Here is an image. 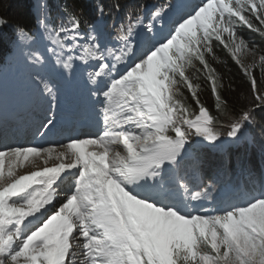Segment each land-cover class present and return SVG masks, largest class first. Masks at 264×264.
<instances>
[{
  "label": "snow or ice",
  "instance_id": "obj_1",
  "mask_svg": "<svg viewBox=\"0 0 264 264\" xmlns=\"http://www.w3.org/2000/svg\"><path fill=\"white\" fill-rule=\"evenodd\" d=\"M61 11L50 26L41 5L37 31L52 47L24 57L33 134L64 139L10 144L0 121V264H264V183L218 188L198 174L193 155L197 144L239 140L257 123L255 110L264 111L257 65L242 60L258 55L264 78L262 50L242 35L264 38V0H196L183 11L172 0L141 4L111 31L90 24L84 32L87 20ZM6 23L0 16V27ZM16 33L36 42L23 27ZM217 48L231 54L253 93L251 106L233 115L211 63ZM80 73L85 110L69 107L62 91ZM200 73L229 116L226 133L198 96ZM89 126L95 130H83Z\"/></svg>",
  "mask_w": 264,
  "mask_h": 264
},
{
  "label": "trees",
  "instance_id": "obj_2",
  "mask_svg": "<svg viewBox=\"0 0 264 264\" xmlns=\"http://www.w3.org/2000/svg\"><path fill=\"white\" fill-rule=\"evenodd\" d=\"M163 0H47L53 21H61L64 13L63 8H68L76 12L82 20H87L88 24L97 19L100 14L99 7L105 9V16H117L121 21L129 9H136L141 4L148 7L159 6ZM36 0H0V16L7 20V23L0 28V66L4 63L7 54L11 51L16 29L23 27L28 32H32L37 27V15L34 11ZM119 4V10L113 6ZM111 11V15L108 12ZM88 24H82L87 26ZM242 35L250 45H254L264 54V38L259 34L245 29ZM218 61H211L212 66L220 76V83L224 85L221 90L223 97L228 102L229 115H233L240 109L251 106L249 100L253 93L250 82L246 74L239 65L223 48H217ZM253 74L257 78V94H264V78L261 77V70L257 65ZM201 79V89L198 96L201 102L209 108L210 112L218 118L216 127L225 133L229 130V116L220 113L215 107V98L211 92L210 84L203 79V74H199ZM230 85V87H229ZM188 96L189 102L198 111L190 93L182 89ZM257 123L251 125L245 135L239 140L231 139L230 143L223 146H201L195 147L193 155L198 161V174L205 180L217 179V185L232 184L235 186H245L246 190L253 187L258 188L264 183V111L256 109Z\"/></svg>",
  "mask_w": 264,
  "mask_h": 264
},
{
  "label": "bare ground",
  "instance_id": "obj_3",
  "mask_svg": "<svg viewBox=\"0 0 264 264\" xmlns=\"http://www.w3.org/2000/svg\"><path fill=\"white\" fill-rule=\"evenodd\" d=\"M186 1H191L190 3L196 2V0ZM190 3L185 4L184 0L178 4L183 6V10H186L185 6H189ZM34 37L36 40L34 43H25L18 37L14 50L8 56L3 71L0 70V121L6 125L8 132L11 131L18 139H24L22 144L29 143L27 132L31 131V127L27 118V110L32 103L28 83L29 69L25 65L24 53L26 51L43 53L46 44L48 47H52L44 32L37 31ZM62 83L66 84V88H62L63 93L68 90H79L81 86H86V74L80 73L76 77H69ZM7 142L20 144L19 140L15 142L8 139ZM51 146H55V144ZM51 163L52 161H49V164ZM28 167L30 165L24 169H18V171H26Z\"/></svg>",
  "mask_w": 264,
  "mask_h": 264
},
{
  "label": "rangeland",
  "instance_id": "obj_4",
  "mask_svg": "<svg viewBox=\"0 0 264 264\" xmlns=\"http://www.w3.org/2000/svg\"><path fill=\"white\" fill-rule=\"evenodd\" d=\"M181 1H184V0H178V3L179 2H181ZM191 2V1H190ZM190 2H188V1H186L185 0V4H189ZM42 3H43V5H46L45 4V2L42 0H37V5H36V7L35 8H39V7H41V5H42ZM173 3L174 4H177L176 2H175V0H173ZM184 4V5H185ZM47 6V5H46ZM47 9H48V7H47ZM49 11V10H48ZM51 15V14H50ZM50 15H49V20H48V23H49V25L50 26H53L54 24L51 22V17H50ZM99 26V25H98ZM99 27H101V26H99ZM101 28H103V27H101ZM104 29H106V30H108V31H111L112 30V27L110 26V28H107V27H105ZM36 31L37 30H35L34 32H33V34H35L36 33ZM83 31V30H82ZM46 34V33H45ZM46 36H47V34H46ZM17 39H18V36L15 38V40L17 41ZM246 41H247V39H245ZM16 41H15V43H16ZM242 60H243V63L245 64V65H248V64H256V65H258L259 64V61H258V55L256 56V57H253V56H251V55H248V56H242ZM255 68V67H254ZM254 68H253V70H254ZM3 69V67L2 68H0V70L1 71H3L2 70ZM252 70V71H253ZM227 140H223V142H226ZM223 142L222 143H217V144H215V145H218V144H223ZM201 144H211V143H209V142H204V143H201ZM213 145V144H212Z\"/></svg>",
  "mask_w": 264,
  "mask_h": 264
}]
</instances>
